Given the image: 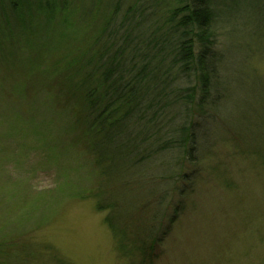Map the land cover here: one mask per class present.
Returning <instances> with one entry per match:
<instances>
[{
    "label": "rangeland",
    "instance_id": "obj_1",
    "mask_svg": "<svg viewBox=\"0 0 264 264\" xmlns=\"http://www.w3.org/2000/svg\"><path fill=\"white\" fill-rule=\"evenodd\" d=\"M49 1L51 15L48 0H27L24 15L37 30L0 38V245L9 248L5 260L145 264L139 253L121 248L107 222L110 211L98 207L103 201L99 186H108L107 198L121 203V195L136 196L140 182L130 175L109 180L97 163L83 132L84 105L73 95L81 74L82 55L77 56L91 49L109 13H121L116 23L130 7L137 11L146 5L164 22L183 1ZM221 1L211 47L221 58L213 95L224 98L220 115L199 117L198 171L188 158L181 160L178 148L160 160H147V177L167 176L157 180L167 209L157 205L158 194L144 203L147 215L143 204L130 215L129 206L125 214L136 235L152 231L163 238L151 264H264V0ZM11 2L0 0V19ZM12 26L21 33L18 21ZM72 61L74 67L67 68ZM133 185L136 190L129 192ZM161 212L167 213L162 221ZM174 214L178 219L172 223ZM140 221L141 228L134 227Z\"/></svg>",
    "mask_w": 264,
    "mask_h": 264
},
{
    "label": "trees",
    "instance_id": "obj_2",
    "mask_svg": "<svg viewBox=\"0 0 264 264\" xmlns=\"http://www.w3.org/2000/svg\"><path fill=\"white\" fill-rule=\"evenodd\" d=\"M182 1V7L164 22L151 9L147 11L146 5L142 10L139 8L140 12L139 9L132 11L130 7L131 11L123 14L121 22L112 23L121 19L119 11L115 10L113 15L109 13L90 45L91 49L83 50L77 56L82 55L81 74L73 95L84 105L81 114L83 132L90 138L97 163L104 166L103 173L109 180L130 175L132 178L137 176L136 181L140 182L135 187L138 190H133L136 196L121 195V203L107 198L108 186H99L98 194L103 201L98 207L110 211L107 222L118 235L121 248L139 253L145 264L154 260L157 244L163 238L155 237L152 231L140 230L136 235L125 214L129 206L132 209L128 215L135 214L140 208L138 205L143 204L142 209L147 215L149 207L144 203H149L148 197L155 201L158 194L157 205L165 210L168 206L159 200L161 193L157 185V180L167 179V176L155 177L154 173L147 177L144 166L149 162L146 161L160 160L158 156L178 148L182 161L188 158L189 164H200V158L196 156L198 129L202 125L199 117L220 115L219 102L224 98L213 95L221 58L211 47L214 22L217 14L223 13V3L219 13L221 0ZM28 7L27 0H22V5L16 0L8 4L6 14L0 19V38L3 33L14 38L17 34H26V29L31 32L32 28H39L32 22L28 24L29 14L24 15ZM46 7L48 14L52 12L51 1L48 0ZM10 16L14 18L10 19ZM14 19L18 21L21 33L14 32ZM63 22L67 24L68 21ZM63 34L64 31L61 36ZM74 63H69L67 68H73ZM37 69L36 66V73ZM193 171L197 172L198 166ZM134 186L128 191L135 189ZM144 214L142 222L146 224L148 217L145 219ZM176 214L172 223L176 221ZM159 215L162 221L167 213ZM140 224L141 221L134 222V227L140 229ZM8 249L0 245V264H7Z\"/></svg>",
    "mask_w": 264,
    "mask_h": 264
}]
</instances>
